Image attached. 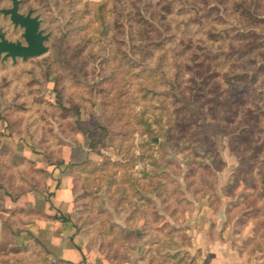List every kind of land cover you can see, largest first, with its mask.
Here are the masks:
<instances>
[{"label":"rangeland","instance_id":"1","mask_svg":"<svg viewBox=\"0 0 264 264\" xmlns=\"http://www.w3.org/2000/svg\"><path fill=\"white\" fill-rule=\"evenodd\" d=\"M18 12L38 18L47 52L0 56V137L45 163L0 149V264H50L19 240L31 215L15 206L46 198L55 169L77 228L112 262L156 243L150 264H187L185 217L203 207L248 255L264 246V0H18ZM23 31L0 12L5 40L25 45Z\"/></svg>","mask_w":264,"mask_h":264},{"label":"crops","instance_id":"2","mask_svg":"<svg viewBox=\"0 0 264 264\" xmlns=\"http://www.w3.org/2000/svg\"><path fill=\"white\" fill-rule=\"evenodd\" d=\"M5 128L6 123L0 120V133L3 134ZM3 146H9L12 153L25 156L37 165L45 163L42 156L25 148L20 149L21 143L14 137L1 136L0 149ZM66 154L63 157L65 164L73 160L72 152ZM59 173L60 170H54L55 176L50 179L47 195L45 193L40 195L45 194L46 198L44 196L37 198L35 193L31 192L18 200L15 208L23 211L24 215H31L25 217L28 220L18 232L19 240L38 244L47 253L50 264H118L106 258L103 251L95 246V242L86 230L77 228L72 217L75 192L71 191L70 177L64 176L58 180ZM2 204L7 210L12 209L7 206L5 198ZM62 217H69V220H63ZM185 219L190 220V224L193 225L184 228L185 234L191 240V247L180 249L188 258L187 264H261L264 246L261 245L260 249L258 247L252 249L250 252L253 256L247 254L248 249H239L235 243L240 235L234 234L228 227L218 228L220 221L215 223L216 217L208 208L203 207L196 213L187 214ZM137 234L142 233L138 231ZM149 235L157 236L154 233ZM155 239L159 242L158 238ZM156 245V243L133 245V248L128 250L129 253H126L128 257L124 264H150L149 249ZM180 250H165L161 254H173L171 252L177 254L176 252Z\"/></svg>","mask_w":264,"mask_h":264},{"label":"water","instance_id":"3","mask_svg":"<svg viewBox=\"0 0 264 264\" xmlns=\"http://www.w3.org/2000/svg\"><path fill=\"white\" fill-rule=\"evenodd\" d=\"M12 7L8 10L0 11L3 15L9 16L11 22L15 26H20L23 31V39L25 45L21 43H13L5 40L0 34V56L4 59L10 58L22 60L39 57L47 52L45 42L48 40L47 35H43L39 30V20L37 17H32L30 13L23 16L18 12V0H11Z\"/></svg>","mask_w":264,"mask_h":264},{"label":"trees","instance_id":"4","mask_svg":"<svg viewBox=\"0 0 264 264\" xmlns=\"http://www.w3.org/2000/svg\"><path fill=\"white\" fill-rule=\"evenodd\" d=\"M106 7V1H102L101 3H98L96 5L95 8V18L96 20L99 22V25L102 28H105V19H104V15H103V11ZM17 59V58H16ZM240 104V105H239ZM237 106V108H241L242 106L244 107V103H239ZM252 113L250 111L247 112H243L242 113V117L244 116L245 118H247L249 115H251ZM251 121V119H249ZM261 197V196H260ZM262 198V197H261ZM261 200V199H260ZM63 220H69V217H62Z\"/></svg>","mask_w":264,"mask_h":264}]
</instances>
